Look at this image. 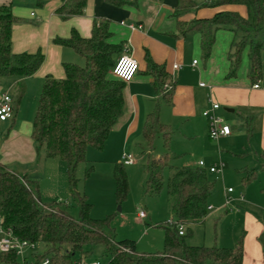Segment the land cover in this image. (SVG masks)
Returning <instances> with one entry per match:
<instances>
[{
	"label": "trees",
	"instance_id": "obj_1",
	"mask_svg": "<svg viewBox=\"0 0 264 264\" xmlns=\"http://www.w3.org/2000/svg\"><path fill=\"white\" fill-rule=\"evenodd\" d=\"M116 7L132 6L129 0H108ZM161 2L162 0H155ZM88 0H65L56 11L57 17L67 20L82 16ZM203 7H244L246 17L235 12H219L211 19L191 22L182 18L198 8L192 0H179L173 18L177 21L179 35L199 33L201 52L208 60L219 29L234 33L233 53L230 54L229 78L236 76L242 56L248 49L250 79L253 83L263 75L262 54L264 51V0H206ZM11 5L0 6V77L26 79L34 76L42 67L45 56L14 54L12 51L13 27L19 23ZM110 22L94 23L89 38H83L72 29L69 37H56L54 45L70 49L83 59L84 66L63 63L65 77L56 79L46 76L37 102L32 125V140L39 159H59L66 165L72 203L78 209L75 220L62 210L61 204H45L40 199V185L28 177H20L0 163V221L6 230L22 241L41 244L45 254L35 257L36 263L48 258L50 264H78L89 255L88 248L103 246L108 255L105 264H243V237L235 248L217 246H193L186 238L192 228L205 222L209 200L215 191V182L201 167H176L171 165L168 151L173 132L162 124L159 107L149 114L143 128L145 148L153 151L154 141L162 137L165 156L149 159L146 165L148 179L145 192L158 195L163 188L165 170L169 171L167 194L170 198L172 223L165 229L164 250L155 254H141L136 243L124 240L116 242L105 234L111 219L91 218L92 205L86 195L77 191L76 170L86 161L88 149L101 152L113 127L123 114L126 83L114 78L111 71L123 53V44L110 42ZM147 75L153 78L157 94L163 93L168 74L166 68L156 64L146 55ZM172 90L164 94L168 103ZM25 95V85L19 83L13 100V117ZM244 130L248 137L255 132L254 118L243 117ZM147 151V152H148ZM261 159L264 166V154ZM124 163L115 167L116 198L123 203L129 193L128 178ZM242 184L250 185L257 179L255 170L240 171ZM183 235H180V228ZM186 230V232H184ZM264 255V232L259 237ZM126 250V251H125ZM19 257L14 253H0V264H16Z\"/></svg>",
	"mask_w": 264,
	"mask_h": 264
},
{
	"label": "crops",
	"instance_id": "obj_2",
	"mask_svg": "<svg viewBox=\"0 0 264 264\" xmlns=\"http://www.w3.org/2000/svg\"><path fill=\"white\" fill-rule=\"evenodd\" d=\"M64 1L0 0V6L11 5L13 14L20 20L13 27V53L35 54L41 51L45 56L42 67L32 77L26 79L0 77V99L4 93H8L15 100L19 83L25 85L26 93L28 85L35 84L40 87L48 75L63 79L65 75L62 65L65 62L83 65L82 58L70 49L54 45L53 39L69 37L72 29H75L81 37L89 38L94 23L108 20L112 34L110 42L115 45L123 44L124 49L129 50L139 64V72L124 89L123 114L109 134L104 150L101 151L105 158L108 155H117L124 162L125 156H135L134 152L138 147L143 150L145 148L143 128L149 114L156 107H159L160 122L170 127L173 132L172 144L177 140H192L194 145L211 148L207 141V138L210 140L209 125L207 119L203 117V112L210 109L211 102H214L220 105L217 115L232 129V135L220 139L216 142L217 145L221 142H232L235 139L234 131L239 129L241 132L238 134H244L246 138V146L242 150L247 160V167L255 172L264 173L261 159L264 154V51L263 75L259 81L253 83L250 79L248 49L243 53L236 76L229 78V56L233 53L234 33L225 28L217 30L211 56L205 60L201 52V35L189 33L181 36L178 33L177 21L172 15L179 0L161 2L129 0L134 4L126 7H116L108 0H88L82 16L62 20L57 17L56 11ZM194 3L198 8L186 14L182 21L211 19L219 12H235L243 17L247 15L244 7L210 8L203 7V3ZM30 8H34L36 12L30 11ZM147 54L156 64L164 66L168 74L165 86L170 85L171 89L166 90L164 86L160 95L153 87V78L146 73ZM194 61L197 62L196 65H193ZM175 65L178 66L177 69H174ZM201 84H205V87H200ZM257 84L259 88L255 89L254 86ZM172 87V97L168 103V98L164 97V94L169 93ZM225 113L234 114L236 117L229 118L224 115ZM19 114L20 105L11 120L0 121V163L10 172L32 180L42 160H46L43 162L49 164V160L55 159L38 158L32 140L33 121H26L24 117L20 118ZM241 115L254 118L255 132L251 137L245 133L244 119ZM239 120L243 121V124H239V128L229 124ZM91 150L88 149L87 154H90ZM145 153H147L146 148ZM220 156L221 153L218 151L219 160L215 165L221 161ZM224 158L231 164L235 163L236 165H232L236 170L243 167L241 159L240 162L226 155ZM200 162L203 161L199 160L184 167H199ZM212 167V164L204 163L202 169L211 174L209 169ZM243 187L246 197H236L243 207V210L236 215L242 227L243 264H264V255L259 242V237L264 232V206H259L250 197V187L246 188L244 185ZM233 193L234 191L228 193V190L226 192L227 195ZM226 199H229L228 196ZM210 211L213 209L208 210ZM145 215L144 219H140L138 214L139 220H146L147 214Z\"/></svg>",
	"mask_w": 264,
	"mask_h": 264
},
{
	"label": "rangeland",
	"instance_id": "obj_3",
	"mask_svg": "<svg viewBox=\"0 0 264 264\" xmlns=\"http://www.w3.org/2000/svg\"><path fill=\"white\" fill-rule=\"evenodd\" d=\"M193 1L203 3L205 0ZM29 10L36 12L34 8ZM262 38L264 40V33ZM27 87L24 99L20 104L19 116L22 119L24 117L26 121H33L42 85L38 87V85L33 84ZM224 115L229 118L235 116L229 113ZM241 123L243 124L242 120L234 123L229 122L231 126L238 128ZM238 132L241 131L239 129L234 131L235 139L232 142H221L219 145L216 141L212 142L207 138L211 148L198 144L194 145L192 140H177L174 144L170 143L168 154L173 166L184 167L199 160L214 166L215 162L219 160L218 151L221 153L222 159H220L224 164L223 175L209 174L210 179L215 182V191L209 203L213 211L208 212L203 224L192 228V234L186 238L189 245L232 249L235 248L242 236L241 221L236 218V215L237 212L243 210V207L236 199L242 196L246 197L243 193L245 187L242 184L240 171L248 167L242 150L246 146V138L244 134L240 135ZM165 154L163 140L160 136L154 141L153 151L145 153V148L143 150H140L139 147L136 149L135 156H133L135 164L124 166L128 178L129 193L127 199L121 204L117 202L116 198L114 170L123 161L117 155H108L105 158L103 153L91 150L90 154H86V161L81 163L76 170L77 191L86 195L92 205L91 218L95 220L110 218V228L106 229L105 234L116 242L124 240L135 242L137 251L141 254H155L164 250V227L172 222L171 203L167 194L169 171L165 170L164 172L163 188L158 195L149 196L145 192V184L148 179L146 171L148 160L157 156H165ZM224 155L238 159V161L243 160L242 169H234L232 164H236L233 162L231 164L224 158ZM119 159L120 161H117ZM43 161L46 160L41 161L42 164L38 166V171L34 172V177H32V180L37 181L40 185L41 201L45 204L62 203V210L76 220L78 209L72 203L70 196L65 163L58 159L49 160V164ZM256 174L257 179L246 188L250 187L249 194L255 203L264 206V173L256 172ZM229 188L234 193L227 195L226 192ZM227 196L228 200L226 199ZM141 210L147 214L146 220H139L138 214ZM88 250L89 255L83 259L85 264L106 262L108 255L103 246H94ZM44 254L45 248L41 244L26 251V257L30 264H35V257ZM16 264H23L22 259L19 258Z\"/></svg>",
	"mask_w": 264,
	"mask_h": 264
},
{
	"label": "built area",
	"instance_id": "obj_4",
	"mask_svg": "<svg viewBox=\"0 0 264 264\" xmlns=\"http://www.w3.org/2000/svg\"><path fill=\"white\" fill-rule=\"evenodd\" d=\"M197 62L194 61L193 65H196ZM178 66L175 65L174 69H177ZM139 72V64L137 60L131 55L128 49H124L121 56L118 58L115 66L111 71V75L121 80L122 82L129 84L133 81L136 75ZM200 87H205V84H201ZM255 89L259 88V85L254 86ZM166 90H170L171 86L166 85ZM220 109V105L217 103L211 102L210 109H207L203 112V117L208 121L209 125V138L212 141L218 142L222 138H227L232 135V129L225 121L217 115V111ZM13 118V98L8 94L4 93L0 99V121L7 122ZM124 165L129 166L134 163V159L131 155L124 157ZM199 167L204 168V162L199 163ZM224 170V164L220 161L212 168L209 169L211 174L221 175ZM232 189H228V193H232ZM211 208H208L210 210ZM140 219L146 217L145 213L141 211L139 213ZM172 223V222H170ZM180 235H183V228H180ZM36 245L29 243L27 241H22L15 237L10 230H6L0 221V253H10L14 252L19 258L22 259L23 264H30L28 258L26 257V251L30 248H35ZM126 251V250H125ZM35 264H50L48 258L41 260L39 263ZM78 264H85L84 261L79 262ZM87 264H105L103 262H89Z\"/></svg>",
	"mask_w": 264,
	"mask_h": 264
},
{
	"label": "water",
	"instance_id": "obj_5",
	"mask_svg": "<svg viewBox=\"0 0 264 264\" xmlns=\"http://www.w3.org/2000/svg\"><path fill=\"white\" fill-rule=\"evenodd\" d=\"M228 112H233V110H228Z\"/></svg>",
	"mask_w": 264,
	"mask_h": 264
}]
</instances>
